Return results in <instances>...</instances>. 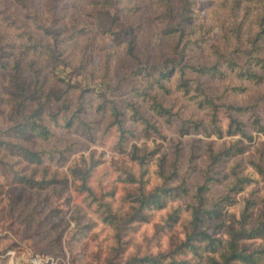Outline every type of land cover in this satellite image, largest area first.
Segmentation results:
<instances>
[{
  "label": "trees",
  "instance_id": "1",
  "mask_svg": "<svg viewBox=\"0 0 264 264\" xmlns=\"http://www.w3.org/2000/svg\"><path fill=\"white\" fill-rule=\"evenodd\" d=\"M123 1L0 0V121L5 125L0 126V164L7 165L12 171L13 185L40 190L51 186L54 178L47 180L48 166L44 164L39 150L42 146L40 141L52 136L46 119L57 124L59 118L86 112L81 93L74 100L76 107L72 106L71 84L60 80L62 86H57L55 81H49L47 75L57 66L80 71L93 61V38L89 36L76 50L77 55L73 51L65 54L64 44L87 34L86 29H89L87 22H83L80 28L79 20L73 17L68 27L69 16L66 18L65 13L69 9L88 5L89 13L84 15L91 19L88 25H94L97 33L110 37L114 45L130 54L134 50L136 28L122 20L121 13H132L138 8L126 3L121 6ZM149 5L160 11L156 17L163 24L161 35L174 38L175 44L170 49L169 58L146 64L144 68L148 80L145 87L137 89L133 96L146 103L155 116L170 121L174 114L158 97L157 91L169 95L171 89L168 83L172 80L174 90L205 113L209 133L218 137L222 134L238 136L248 141L252 139V133L264 136V124L253 113L251 130H247L248 127L238 117L246 109L239 106L225 105L227 124L222 129L218 122L219 98L205 91L199 80L200 77L224 80L231 76L240 83H264V0H231L228 7L223 0L221 8L226 19L215 17L211 26L195 21V0H149ZM253 11L257 12L254 28L250 25L245 28ZM45 14L51 19L49 26L44 21ZM211 34L214 37L207 41ZM101 50L105 53L104 50L109 49L104 45ZM203 51L207 58L198 60L197 54ZM110 55L105 53L104 75L109 70ZM45 69L47 71L43 73ZM244 89L240 85L226 86L224 92ZM109 109L112 118L110 126H116L119 146L129 133L123 127V117L127 113L129 120L140 125L146 135L153 132L160 137L156 124L144 115L136 101L127 100L122 108L111 105ZM98 111L103 113L105 108L100 104ZM199 127L205 130L199 120L182 119L178 133L183 136L188 134L190 128ZM243 150L239 140L223 144L218 149L209 145L206 149L208 168L201 171L202 181L190 196L186 172L179 173L178 162L182 157L179 148L175 147L170 163L165 154L159 156L156 174L160 183L147 193L142 186L139 187L137 205L133 207L128 223L148 219L150 214L147 211L163 209L167 200L186 197L188 200L183 207L173 208L162 220L164 225L170 227L185 212L183 239L168 253L132 256L124 264H264V197L241 196L239 202L233 200L232 195L243 191L249 178L240 176L239 170L234 168L229 175L217 168L219 162L241 155ZM4 152L18 157L21 162L6 159ZM262 157L250 159L249 164L264 178ZM131 159L144 164L146 157L133 154ZM19 163H23V166L14 168ZM91 166L81 171H71L75 176L76 189L88 194H92L88 186ZM222 180L226 181L225 192L217 198L209 196L207 193L211 185ZM173 181H176L174 185L168 184ZM234 204L239 205L237 217L235 213L227 211ZM218 232L223 233L225 238Z\"/></svg>",
  "mask_w": 264,
  "mask_h": 264
},
{
  "label": "rangeland",
  "instance_id": "2",
  "mask_svg": "<svg viewBox=\"0 0 264 264\" xmlns=\"http://www.w3.org/2000/svg\"><path fill=\"white\" fill-rule=\"evenodd\" d=\"M222 1L195 0V21L211 26L215 17L224 19ZM224 1L227 7L231 3V0ZM124 3L138 8L132 13H121V19L136 28L134 50L130 54L124 48L114 45L110 37L97 33L94 25H88L91 19L84 16L89 13L88 5L84 4L80 9H69L65 13L66 18L69 16L68 27L73 17L79 20L80 28L83 22H87L86 27L89 28L86 29L87 34L64 44L65 54L73 51L77 55L76 50L89 36L93 38V61L80 71L57 66L47 75L49 81H55L57 86H62L60 80L71 84L72 106L76 107L74 100L81 93L86 112L59 118L57 124L46 119L52 136L40 141L43 147L39 150L44 164L48 166L47 180H56H53L51 186L40 190L13 185L12 171L7 165L0 164V264H28L37 255L47 258L48 264H124L132 256L171 251L183 239V219L187 215L182 212V218L170 227L164 225L162 220L173 208L183 207L188 200L186 197L167 200L161 210L147 211L150 214L148 219L141 222L128 223V218L137 205L139 187L142 186L147 193L160 183L156 174L157 159L165 154L170 163L175 147L182 154L178 162L179 173L186 172V186L190 196L202 181L201 171L208 168L207 147L212 145L218 149L223 144L239 140L244 148L243 153L219 162L217 168L228 175L234 168L239 170L240 176L249 178L244 190L232 195L233 200L239 202L241 196L264 197V178L249 164L250 159L257 160L263 156L264 166V136L252 133V139L248 141L238 136L227 137L222 134L218 137L209 133L205 113L197 110L181 93L176 92L172 80L168 83L171 89L169 95L157 91L158 97L174 114L170 121L155 116L146 103L133 96L137 89L145 87L148 80L145 76L146 64L169 58L175 39L161 35L163 24L156 17L160 11L149 5V0H124L121 6ZM256 14L255 11L251 12L245 28L249 25L254 28ZM44 21L49 26L51 19L48 14L44 15ZM213 37L211 34L207 41ZM104 45L109 49L104 50L105 53L111 54L109 70L105 75V53L101 50ZM196 58L206 59L207 55L203 51ZM46 71L43 70V73ZM199 80L205 91L219 98L218 122L222 129L227 124L225 105L246 109L238 117L249 132L252 113L264 124V83H240L231 76L224 80L207 77H200ZM236 85L245 89L240 92H224L226 86ZM83 88L85 91L81 92ZM127 100L140 104L144 115L156 124L160 137L153 132L146 135L140 125L129 120L127 113L123 117V127L129 133H126L127 139L118 145L119 133L115 125L110 126L112 118L109 107L114 105L122 108ZM100 104L105 108L103 113L98 111ZM182 119L199 120L205 130L201 127L190 128L188 134L181 136L178 128ZM0 122V126L4 127V123ZM4 153L8 160L19 159L9 152ZM133 154L145 156V163L132 160ZM193 155L195 157L190 160L189 157ZM22 164H16L14 168H21ZM90 166L92 170L88 186L92 194L76 189L75 176L71 173L73 169L81 171ZM175 183L173 181L168 184ZM225 190L226 181L222 180L211 185L207 194L217 198ZM238 210V204L227 208L236 217ZM217 234L225 238L223 233Z\"/></svg>",
  "mask_w": 264,
  "mask_h": 264
},
{
  "label": "built area",
  "instance_id": "3",
  "mask_svg": "<svg viewBox=\"0 0 264 264\" xmlns=\"http://www.w3.org/2000/svg\"><path fill=\"white\" fill-rule=\"evenodd\" d=\"M49 260L47 258H44L43 256H34L32 257L28 264H48Z\"/></svg>",
  "mask_w": 264,
  "mask_h": 264
}]
</instances>
